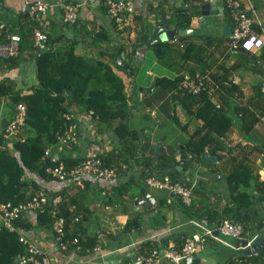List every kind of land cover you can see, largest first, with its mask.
<instances>
[{"label":"crops","instance_id":"1","mask_svg":"<svg viewBox=\"0 0 264 264\" xmlns=\"http://www.w3.org/2000/svg\"><path fill=\"white\" fill-rule=\"evenodd\" d=\"M34 1L0 0V23L13 27L10 35L20 36L19 30L33 32L37 29L44 34L45 40L46 36L56 37L54 48L67 47L66 54L72 52L98 66L108 64L123 81L127 104L131 107L123 121L141 137L136 145L137 154L126 159L118 154V150L126 148L114 133L119 118L101 121L89 111L72 104L70 112L78 123V142L63 155L78 163L89 156H115L114 160L125 161L126 167L113 180L90 176L84 178L81 184L54 178L44 180L32 172H25L24 190H31L33 181L48 194L61 192L62 206L73 200L67 206L69 211L71 206H75L68 218L71 232L68 237L76 233L83 248L61 250L57 247L50 224L42 223L37 212L27 213L20 220L18 227L22 233L47 252L51 264H124L127 260L138 264V260L150 249L157 248L163 252L173 247L179 250L184 237L201 233L206 228L213 231L214 237H208L204 248L197 251L194 264H254L250 258L256 252L245 254L242 248L236 247L233 238L217 233L220 223L216 222L221 218L232 221V218L229 219L232 217L229 212L232 205L225 174L241 167L258 176L259 180H264V93L259 90L264 77V60L260 59L255 65L250 58V64L241 66V58L228 51L224 25H232V20L229 17L230 22L225 16L224 4L221 5L222 13L218 11L214 15L203 16L200 9L203 2L196 9L193 8L197 5L195 2L188 8L182 0H130L135 8L132 22L124 31H119L108 17L105 6L100 3L81 4L78 20L69 24L63 20V6L67 3L80 4L82 0H44L49 8L36 17L28 11V4ZM241 2L253 7V28L258 33L264 32V0ZM149 14L154 15L151 20ZM163 15L169 28L192 30V33L185 34L191 37L185 41L203 48L205 56L202 61L208 66L202 73L219 85L210 100L218 103L233 120L229 130L220 137L221 148L215 152L222 156L219 161L204 165L202 161H191L190 154L186 153L185 163L177 176L193 185L189 205L184 204L177 194L146 183L152 173L158 176L168 174L167 167L161 165L164 169H160L149 162L152 157L155 161L159 160L154 158L158 143V156L161 155L162 159L173 156L170 165L173 166L180 152L184 151L182 147L202 131L201 121L191 114L196 110L198 101L187 102L190 110L187 113V107L173 100L169 91L154 86L156 77H172L173 73L159 67L157 74L151 66L140 67L137 63L146 60L147 55L153 63L157 61L155 49L150 44H143L141 39L145 34L147 41L148 37L157 39L155 30L163 26ZM64 24L72 27L66 28ZM10 35L8 43L0 44V56L16 54L20 40L10 41ZM30 38H27L28 42ZM179 41L182 42V39L179 38ZM141 48L144 56L136 59V51ZM148 49L152 52L149 53ZM118 52L117 62L121 58L127 69L123 64H120L123 68H119L113 62L112 56ZM30 54L31 51L26 48L18 66L9 69L1 63L0 67V80L5 77L13 80L15 88L22 93L31 92L36 84L34 59ZM190 102L196 103L190 106ZM11 111L3 99L0 103V131L2 122L9 118ZM212 166L214 173L209 171ZM251 191L257 195L256 191ZM145 194L151 197L149 202L137 204ZM215 212L218 216L214 219L207 215ZM76 215L79 220L74 222ZM250 226L244 231V239L254 236L258 239L264 233V228L257 231L256 227L251 229ZM95 246L100 248L98 252L92 250ZM87 248L88 251L85 250ZM162 264L172 263L170 259L163 258Z\"/></svg>","mask_w":264,"mask_h":264},{"label":"trees","instance_id":"2","mask_svg":"<svg viewBox=\"0 0 264 264\" xmlns=\"http://www.w3.org/2000/svg\"><path fill=\"white\" fill-rule=\"evenodd\" d=\"M194 2L197 5H193V8L197 9L203 0H182V4L188 6V8ZM224 14L227 18L230 17L229 11L225 7ZM190 15H192L191 12ZM230 18L229 21L231 22ZM189 19L190 16L188 17ZM0 24H3V27L0 28V44H5L9 42L8 35L13 31V27L8 26L7 23ZM19 33L20 36H17L20 41L16 48V54L6 57L0 56V67L1 63H5L9 69L18 66L21 62L22 52L28 48L31 51L30 56L34 59L36 84L31 89V92L22 93L21 90L15 88L13 80L7 77L0 80V103L4 99L9 105V109L12 110L9 113V118H6L7 120L14 116L18 103L26 105L25 125L20 130L19 135L13 138L12 141H8V138L3 135V129L0 131V200L12 203L23 202L41 189L33 181L31 190L27 191V189L24 190L22 188L26 184L24 180L25 172H32L44 180L52 178L46 172V168L54 166L58 162H52L49 158L43 159L42 157L45 148L53 145L57 141V135L61 134L65 129L68 122L62 115L71 111L70 107L72 104H76L81 109L92 111L93 115L101 121L119 118L118 124L114 128V133L126 148L125 150H118V154L124 155L126 159L132 158L137 154L138 147L136 145L141 137L135 129L130 128L128 123L123 121L129 114L131 107L127 104L123 81L112 71L108 64L98 66L95 62L91 63L72 52L66 54L67 47L54 48L56 37L47 39L43 48H36L33 45L34 40H32L33 32L30 30L27 32L19 30ZM146 37V34L143 35L141 42L149 45L152 39L147 41ZM27 38H30L29 42ZM179 38L182 39V42L179 41ZM188 38L191 37L189 35H177L178 41L174 43L176 44L174 47L170 46L173 43L170 40H160L158 36L157 39H154L155 42L151 47L155 49L157 61L161 66L170 69V72L173 73L172 77L165 75L156 77L154 86L169 91L173 100H178L185 108L187 107V113L190 112L187 102L198 101L199 104L196 110L194 113L191 111V114L201 121L202 131L197 138L194 137L188 140L182 149L185 153L192 156L193 161L200 162L206 150L216 152L221 148L220 137L229 130L233 120L221 106L216 107V103H213L205 92L197 95L184 94L182 96L173 94L184 73L192 75L196 72L202 73L208 66L205 61H202L205 56L203 48L195 43L185 41ZM134 51L135 49H133ZM228 51L232 54L236 53V57L241 58V66L250 64V58L254 60L252 64L258 63L262 58L264 60L263 52L257 54L258 52L243 49H238L236 52ZM119 55L120 52L113 55L112 59L115 65L123 68L117 62ZM67 90L71 91L72 94H65ZM190 103V106H192L196 102ZM173 119L177 121L176 118ZM181 127L183 128L184 125H181ZM58 159L67 168H71L78 163L76 160L67 157V155H63V153H59ZM100 159L107 166L117 165L118 168H121V165H125V161L121 162L118 158L114 160L115 156L100 157ZM173 160V156L162 159L161 155H159L158 161H155L152 157L149 162L155 163L157 168L164 169V167H161V162L170 166ZM166 172L173 181H179L184 186L190 185V182L179 179L169 169ZM225 179L228 183L232 205L229 209L232 217L229 219L232 218L233 222L242 224L244 231L248 229L249 225H251V229L255 228L256 224L262 221L264 217L262 213L264 180H259L258 176L250 174L248 170L241 167L230 170L225 174ZM66 182L70 181L66 180ZM251 190L256 191L257 195ZM60 193L58 192L57 194ZM69 201L73 202V200ZM67 206L61 205L60 213L66 218V237L72 238L77 235L75 233L68 237V234H71L68 229V218L71 213ZM240 209H244L250 215L249 220L245 219ZM37 213L42 223L50 224L48 211H37ZM207 215L212 219L218 216L216 212ZM223 219L225 218H221L216 223L219 224ZM20 220L16 222L17 226L20 224ZM22 251L23 247L19 242L18 233L1 229L0 264H14L16 255ZM250 260L254 264H264V243Z\"/></svg>","mask_w":264,"mask_h":264},{"label":"built area","instance_id":"3","mask_svg":"<svg viewBox=\"0 0 264 264\" xmlns=\"http://www.w3.org/2000/svg\"><path fill=\"white\" fill-rule=\"evenodd\" d=\"M216 0H203V3H210ZM224 7L228 9L232 20V30L228 37L227 46L231 52H236L238 49L246 51H255L264 53V32L258 33L253 28L252 12L253 7L246 6L241 0H220ZM100 3L105 6L108 17L114 22L116 29L124 31L130 26L135 8L130 0H82L79 4L67 3L63 6V20L69 24H74L78 20L79 7L81 4ZM49 8V4L44 0H35L28 4V11L33 16L43 14ZM251 9V10H250ZM153 14H149L148 18L151 20ZM3 24H0V28ZM34 43L36 48H43L45 36L37 30H33ZM11 41H18L17 35H10ZM173 43H177V35H174ZM136 59H141L144 56L143 48L136 51ZM227 84V82H224ZM218 88V84L213 82L207 74L196 72L195 74L184 73L180 80L177 89L173 94L180 96L184 94L197 95L202 92L211 97L214 91ZM260 90L264 92V77L260 82ZM216 107L220 105L215 104ZM89 113L93 114L92 111ZM154 115L153 112H150ZM63 118L67 120V125L61 134L57 135V141L45 148L43 159L49 158L52 162H58L54 166H48L46 172L54 179L60 181L69 180L81 184V181L86 177H94L97 179L113 180L117 177L120 170L125 169V165L118 168L117 165L107 166L102 163L99 156H89L81 160L79 163L71 168L65 167L64 163L60 161L59 153H64L71 150L78 142V123L71 112L63 113ZM26 105L18 103L16 105V112L14 116L9 119L3 128V135L6 138H15L19 135L20 130L25 125ZM57 153L58 156H54ZM188 157H192L189 155ZM146 183L148 186L157 189H166L168 192L177 194L185 204L190 203L191 190L193 185L184 186L179 181H173L169 174L158 176L155 173L150 174ZM63 196L61 194H47L45 190L40 189L30 198L23 202L12 203L10 201L2 202L0 200V230L6 229L10 232H17L19 242L23 247V251L18 254L14 264H51L47 252L38 247L30 238L26 237L16 222L23 218L30 212H44L48 211L50 217V228L54 236L55 244L61 250H68L73 247L74 250H81L83 247L80 244L78 236L72 238L66 237V218L60 213V206L63 203ZM75 206L70 207L73 212ZM79 216H74L73 221L77 222ZM217 233L230 236L235 241L244 239V228L242 224L233 222L228 219H223L218 228ZM208 237H214L213 231L204 228L201 233H196L183 238L182 246L179 250L173 247L160 252L159 249L153 248L145 256L138 260V264H162V259H170L172 264H180L182 258L190 256L194 257L197 251L204 248ZM257 237L254 236L247 240L249 246ZM89 248L85 249L88 251ZM98 252L100 248L95 246L92 248ZM124 264H136L133 260H127Z\"/></svg>","mask_w":264,"mask_h":264},{"label":"water","instance_id":"4","mask_svg":"<svg viewBox=\"0 0 264 264\" xmlns=\"http://www.w3.org/2000/svg\"><path fill=\"white\" fill-rule=\"evenodd\" d=\"M221 5H222V2L220 0H216V1L210 2V3H203L200 6L201 14L203 16H208L211 14L214 15L218 11L222 13ZM162 17L164 18L163 26L160 28H157L155 30V34L158 36V38L160 40H168L169 41V40H172L174 35H185V34L192 33L191 29H177V28L171 29V28H169L168 22L165 19L164 15ZM231 30H232L231 23H226L224 25V36L229 37V35L231 34ZM47 39H49V36H46L45 43L47 42ZM149 39L150 38L148 37V40ZM154 42H155V40H151L150 45H153ZM118 62H119V64H123L121 58H118ZM123 66L125 69H127V67H128L127 64H123ZM129 73H131V70H129ZM65 94H72V92L67 90V91H65ZM6 123H7V121L2 122L3 128L5 127ZM12 140H13V138L8 139V141H12ZM159 147H160V144L158 143L156 145L155 155H154V158L157 160L159 159V156H158ZM54 156H58V154L54 153ZM221 157L222 156L218 153H215L213 151H206L202 155L201 161L206 165H212V164L216 163L217 161H219L221 159ZM185 159H186V153L184 151H181L178 160L175 161V164L173 166L166 165L165 163L162 165L164 167H167V169L172 171L175 175H178V173L180 172V170L182 169V167L185 163ZM209 171H210V173H214L215 168L212 166ZM150 199H151V197L149 196V194H145L142 196V199L139 200L137 204H140L143 201L149 202ZM262 205H263V212H264V201L262 202ZM240 212L243 213L246 220L250 219V215L247 212H245L244 209H240ZM263 228H264V219L256 224V230L257 231H261ZM235 243H236V247L242 248V250L245 254L255 253L259 250L261 245L264 243V233H262L260 238L254 240L249 246H247V240L246 239L236 240ZM17 257H18V255H16L15 258H17ZM196 260L197 259L195 258V256L194 257L187 256V257L182 258L181 264H194V263H196Z\"/></svg>","mask_w":264,"mask_h":264},{"label":"rangeland","instance_id":"5","mask_svg":"<svg viewBox=\"0 0 264 264\" xmlns=\"http://www.w3.org/2000/svg\"><path fill=\"white\" fill-rule=\"evenodd\" d=\"M64 27H66V28H70V27H72L71 25H69V24H64ZM171 43V42H170ZM170 46H172V47H174V46H176V44H174V43H171L170 44ZM149 51V53L150 52H152L150 49H148ZM148 53V54H149ZM151 57H150V55H147V58H146V60H141V61H139V62H137L138 63V65L141 67L142 65H144V67H148V66H151L152 68H153V71L155 72V73H159V67L160 68H162V70H166V71H171L170 69H166V68H164V66H161L160 64H159V62L158 61H156L155 63H153L152 62V59H150ZM164 68V69H163ZM144 69V68H143ZM168 72V73H169ZM170 74V73H169ZM153 94L154 95H156L157 93L156 92H153ZM192 158V157H191ZM191 161H193V160H191ZM198 163V162H197ZM202 163V162H201ZM204 164V163H203ZM204 165H206V164H204ZM198 167V166H197ZM199 169V168H198Z\"/></svg>","mask_w":264,"mask_h":264},{"label":"clouds","instance_id":"6","mask_svg":"<svg viewBox=\"0 0 264 264\" xmlns=\"http://www.w3.org/2000/svg\"><path fill=\"white\" fill-rule=\"evenodd\" d=\"M44 43H45V41H44ZM6 121H8V120H6ZM2 129H3V127H2ZM9 139V138H8Z\"/></svg>","mask_w":264,"mask_h":264}]
</instances>
